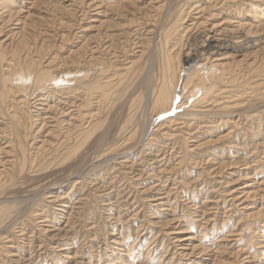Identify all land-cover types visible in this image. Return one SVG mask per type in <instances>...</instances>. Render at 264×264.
Returning a JSON list of instances; mask_svg holds the SVG:
<instances>
[{
	"label": "rangeland",
	"instance_id": "obj_1",
	"mask_svg": "<svg viewBox=\"0 0 264 264\" xmlns=\"http://www.w3.org/2000/svg\"><path fill=\"white\" fill-rule=\"evenodd\" d=\"M198 37L233 47L211 96L145 106L149 69L157 89L166 48ZM12 67L94 85L6 84L0 201L23 211L0 220V264H264V0H0Z\"/></svg>",
	"mask_w": 264,
	"mask_h": 264
},
{
	"label": "bare ground",
	"instance_id": "obj_2",
	"mask_svg": "<svg viewBox=\"0 0 264 264\" xmlns=\"http://www.w3.org/2000/svg\"><path fill=\"white\" fill-rule=\"evenodd\" d=\"M181 18L182 17L180 16V19ZM180 19H178L177 22H179ZM181 21H183V20H181ZM193 27H195V26H193ZM188 35H186V38H188L187 37ZM190 36H192V35L190 34ZM204 36H206V34ZM181 37H183V36H181ZM184 37H185V35H184ZM199 39H200L199 37L196 38L195 41L193 42V44L188 43L190 45V48H189V46L187 47V49L189 48L187 54H184V55L180 54L181 57L179 58V60L176 63L173 62V59H172L171 55L169 54V50L166 48V52H165L166 55H164L163 59L161 58L162 59L161 65L159 64V66H160V72H159L160 73V81H159V87L157 86V89H153L151 84H149L150 80L152 78L151 69H149L148 76H147L148 80L147 79L145 80V83H144L145 88L143 89L144 90L143 91V100L145 101V106H152L153 109L157 110L156 113H158V114L161 112L168 111V109L172 106V104L175 103L176 96L179 93H181V91H184V88L186 87V85H188L190 83L192 84V86H194L193 84L196 83L195 87H197L198 89H201L203 91L204 98L206 97V95L211 96V94L213 93L214 85L217 83L216 79L220 78L219 76H218L219 78H217V76L215 74H213L212 71H213V69L220 68L221 65L209 66V65H207L208 61H211L214 54L218 55V53H220L219 51L231 49L233 47L230 46L227 42L221 41L220 39L216 40L214 37H207L206 39H203V41H199ZM161 43H163V41ZM234 44H236V43H234ZM167 45H168V42L165 41V47H167ZM161 47L162 48L159 49V51H163L162 50L163 46L161 45ZM181 50H182V48H181ZM181 53H183V52H181ZM161 57H163V53H162ZM23 69H24V67H23ZM23 69H17L16 70V69H13V67H12V70L10 72H8L9 73L8 78H4L1 75V77H0V111H3V109H4V107L2 105L4 102L3 100H5L6 96L8 95V93H6L7 91L5 89V86L7 83L8 84L14 83L17 91L19 93L23 94L24 97H27L29 94H31V92H34V93L38 92L39 93V92H44V91L46 92L47 90L49 91V86L53 85L54 83H58V82L65 83V84L74 83L73 85L76 87V89L79 88L80 90H81V88L93 89V85H94L92 83L93 81L92 82H90V81L86 82L85 81L86 77H87L86 74H85L86 77L84 76V78H80V77L78 78V77L74 76L75 78L72 77V79L64 80L62 77H59L57 74H54V75L51 74L50 75V74H40L39 73V75H36V74H33L34 71L30 72L29 70H23ZM227 69H229V68H227ZM207 70L209 73H206ZM77 73H78V71H77ZM78 74H80V73H78ZM221 75H224V74H221ZM220 79H219V81H220ZM26 81H29V83L25 84L24 82H26ZM54 86H56V84ZM54 88L57 89V86ZM54 88H52V90ZM189 89H191V88H189ZM186 94H188V93H186ZM204 98H203V100H204ZM197 100H199V99L197 98ZM27 101H29V100H27ZM27 105H28V102H27ZM9 118L11 119L10 122H12V124H15L17 126L22 125L20 120L17 117L11 116ZM106 134H107V132L103 133L101 135V139L105 138ZM23 157H24V155H23ZM26 169H27V167H26ZM26 201H28V200H26ZM25 207H27V206H25ZM24 210H25V208H24ZM13 211H23V210L21 208H19L18 204H13L12 201H8V200L7 201L6 200L0 201V220L2 219V217H5V216L8 217V216H10L11 213L13 214Z\"/></svg>",
	"mask_w": 264,
	"mask_h": 264
}]
</instances>
